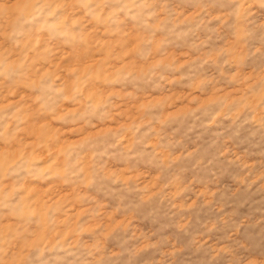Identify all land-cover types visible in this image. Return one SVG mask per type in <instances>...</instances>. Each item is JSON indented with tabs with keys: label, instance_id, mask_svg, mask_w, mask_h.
Segmentation results:
<instances>
[{
	"label": "rangeland",
	"instance_id": "1",
	"mask_svg": "<svg viewBox=\"0 0 264 264\" xmlns=\"http://www.w3.org/2000/svg\"><path fill=\"white\" fill-rule=\"evenodd\" d=\"M0 264H264V0H0Z\"/></svg>",
	"mask_w": 264,
	"mask_h": 264
}]
</instances>
